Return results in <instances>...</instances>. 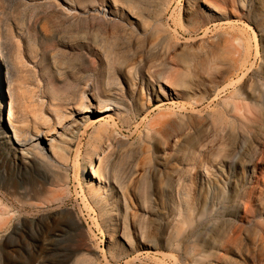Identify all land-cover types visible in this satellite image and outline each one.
<instances>
[{"label": "rangeland", "instance_id": "374dc122", "mask_svg": "<svg viewBox=\"0 0 264 264\" xmlns=\"http://www.w3.org/2000/svg\"><path fill=\"white\" fill-rule=\"evenodd\" d=\"M202 1L0 0L9 124L50 159L0 121V264H264V0ZM116 92L125 108L99 111ZM95 145L133 247L86 186Z\"/></svg>", "mask_w": 264, "mask_h": 264}, {"label": "bare ground", "instance_id": "6f19581e", "mask_svg": "<svg viewBox=\"0 0 264 264\" xmlns=\"http://www.w3.org/2000/svg\"><path fill=\"white\" fill-rule=\"evenodd\" d=\"M202 2L205 3L206 7H208V9H210L212 12L214 11V13H217L218 10L213 6V4L209 1V0H203ZM71 4V3H70ZM115 6L117 7V2L115 3ZM136 6H134L135 8ZM65 8V7H64ZM68 8V7H66ZM73 8V5L72 7ZM138 8V7H137ZM75 9V7L73 8V10ZM95 9V8H94ZM111 9V8H110ZM115 9H118L113 7L112 10H109V12H111L112 14H115ZM139 9V8H138ZM64 10V9H63ZM73 10H70L69 11H73ZM87 11L90 10V8H87L86 9ZM137 9L135 8V10L131 7L130 9H125L124 8V11H129L127 13L130 14V16H136L137 14ZM140 10V9H139ZM68 13V16L70 17V15H73V13H69L68 9L65 10L64 13ZM142 11V10H141ZM92 12V11H91ZM90 12V15L92 14ZM140 13V11H138ZM143 12V11H142ZM141 12V14H143ZM103 13V12H102ZM126 13V14H127ZM70 14V15H69ZM128 14V16H129ZM65 15V14H64ZM89 15V14H87ZM66 17V20L68 21V18L67 16ZM73 17V16H71ZM89 17V16H88ZM106 18L107 21L108 20H113L114 18L110 17V15L107 13L104 14L103 18ZM137 17V16H136ZM139 17H137L138 19ZM142 18V17H141ZM73 19V18H72ZM71 20V19H69ZM75 21V20H74ZM150 21V20H149ZM142 23H144V25H147L148 23V20L146 18V16H143L142 20L140 21ZM68 23V22H67ZM72 25L74 22H72ZM70 24V22L68 23ZM71 25V26H72ZM2 70H3V67H2V64L0 62V121L2 123V133L6 134V141L9 142V144L11 145L12 149H15V150H20L21 152L23 151V153H25V149H26V145L30 144L32 145L34 148V151L32 150V152L36 153L40 158H42L43 160H46V161H50L48 155L46 154V151L40 147V139H41V132H38V136H37V140H39V142L35 143L34 141V137L30 135H26L23 133L22 134V130L21 128L19 127H16L15 125H13V123L11 125H13L14 127L11 128L9 122L12 121V119L14 118V112L12 110V106L10 108H8V106L6 105V93H5V82H4V77L5 75L2 74ZM169 87L171 88V91L170 93L167 95L165 94L163 91H161L160 93L161 94H164L166 96L167 99H170L172 98L175 94H177V91L176 89L171 86L170 84H168ZM89 88V87H88ZM86 92V91H85ZM86 96L88 97V101H90V104L92 103V99L87 95L86 93ZM85 98V97H84ZM85 102V101H84ZM82 103L80 104V107H84V110L85 111H89L90 110V106L86 103ZM167 102L166 101H162L161 102V105L162 104H166ZM98 105H99V111H112L113 109H123L125 108L124 107V101L122 100L121 98V95L118 94L117 92L116 93H113L112 95L110 96H105V97H102V98H99L98 99ZM78 109H80V112L81 108L78 107ZM110 122L116 118L114 115H110ZM90 119V115H84L82 117H76L74 118L73 120V123L71 125V132L73 133V136L76 137V133H77V128H79V126L82 124V123H85L86 121H88ZM109 120V119H108ZM107 124H103L101 128L103 127H106ZM104 132H109V129L108 128H105L104 129ZM25 136V137H24ZM111 139V136L109 134V137L107 138V141H109ZM50 140V147L52 149V151H54L56 154H59L60 152H65V148L67 146V141L66 140H62L61 143H58L57 142V138H51L49 139ZM22 141V143H21ZM55 142L57 144H55ZM21 146V147H20ZM23 146V147H22ZM93 149L91 150L89 156L85 159V163L83 164L82 166V173L83 175L85 176V180H86V186L87 188L90 190L91 193H93L95 196H98L99 198L103 199V200H106L107 201V207L108 209L110 210V213L111 214H114V224L115 226H113V232H115L116 234L115 235H120V237H122L124 240V242H122L125 246L127 245L125 243V241L128 243V245L130 247H133L134 245V239H135V235H134V232L132 230H130L129 227H127L125 224H123L122 222V218L120 216V209H116L115 207L117 206V202L119 200L122 199H125V202L127 203L128 201V194H127V191L123 193V196L120 194V197L119 195L117 196H114V192L115 190H113V188H110L112 191L110 193H106L107 195H105V187L103 186V180H102V176H101V172L99 170V168H97V164H98V161L101 159H103V147L101 148V146H97L95 145L94 147H92ZM67 151V150H66ZM26 152L30 153L31 151L27 150ZM8 166V165H7ZM10 170V168H9ZM12 171V169H11ZM9 173V172H8ZM13 174V173H12ZM11 175V173H10ZM14 175V174H13ZM3 176V175H2ZM7 177V176H6ZM9 177V176H8ZM11 179V178H10ZM17 179V178H16ZM1 180V179H0ZM18 180V179H17ZM27 180V179H26ZM105 180V179H104ZM12 181V180H11ZM25 182V181H24ZM23 183V182H22ZM20 182H16L17 186H21L22 188H24V184H22ZM5 184V183H4ZM26 184V183H25ZM29 184V183H28ZM120 187V186H119ZM122 187H120L121 189ZM124 191V190H123ZM130 193V192H129ZM115 197H117L115 199ZM105 201V202H106ZM6 206V205H5ZM5 208V207H4ZM7 209V208H6ZM9 210V209H8ZM119 210V211H118ZM176 215V214H175ZM178 217V216H177ZM174 219V218H173ZM177 220V219H176ZM175 221V219L173 220ZM172 223V222H171ZM176 223V221H175ZM171 227V226H170ZM179 228V227H178ZM177 229V228H176ZM154 231V230H153ZM171 231V230H169ZM148 232V231H147ZM170 233V232H169ZM117 235V236H118ZM137 237V236H136ZM114 238V237H113ZM147 238V237H146ZM152 238V237H151ZM149 239V238H148ZM136 241V239H135ZM111 242V241H110ZM141 242V241H140ZM139 242V243H140ZM137 243V242H136ZM155 244V243H153ZM113 245V244H112ZM116 245V244H115ZM114 245V246H115ZM122 245V244H121ZM128 249V248H127ZM129 250V249H128Z\"/></svg>", "mask_w": 264, "mask_h": 264}]
</instances>
